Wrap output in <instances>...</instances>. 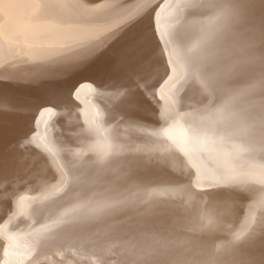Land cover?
<instances>
[{
  "label": "bare ground",
  "instance_id": "1",
  "mask_svg": "<svg viewBox=\"0 0 264 264\" xmlns=\"http://www.w3.org/2000/svg\"><path fill=\"white\" fill-rule=\"evenodd\" d=\"M186 4L0 0V97L18 105L0 110V264H234L227 249L242 232L259 259V68L239 85L235 115L209 125L192 61L205 53L223 64L242 59L245 33L225 35L217 31L222 10L189 15ZM246 15L258 22V0ZM146 26L155 50L143 69L147 90L135 76H116L104 55ZM72 50L89 59L68 67ZM48 102L58 107L42 110ZM208 127L222 134L210 138ZM116 200L123 214L86 216L96 202ZM162 240L171 244L161 249ZM153 249L163 254L147 255Z\"/></svg>",
  "mask_w": 264,
  "mask_h": 264
},
{
  "label": "snow or ice",
  "instance_id": "2",
  "mask_svg": "<svg viewBox=\"0 0 264 264\" xmlns=\"http://www.w3.org/2000/svg\"><path fill=\"white\" fill-rule=\"evenodd\" d=\"M39 2L42 8H57L64 0H34ZM260 15L258 22L255 18L246 15L249 8L255 7L257 0H187L186 7L190 9L189 15L197 14L199 9L213 8L220 9L224 13L218 16L220 25L217 31L223 34L229 32L245 33L243 37V47L245 55L242 59L235 60L230 64H223L220 58L207 53L200 57L199 61L193 60V72L195 79L199 82V103L204 108L205 119L209 125L219 124L235 115L234 101L240 95L238 87L248 77L249 71L259 68L258 85L261 94V115L264 118V0H258ZM38 20V18H37ZM196 47H201L197 44ZM193 49H189L191 53ZM107 58L108 65L114 74L124 79H131L135 76L138 78L137 87L143 85L147 90V74L143 71L144 65L149 64L155 55L154 34L151 26L138 27L135 32L120 47L109 49L104 54ZM67 66L73 67L85 63L90 54L84 51L72 50L65 54ZM136 69H139L137 71ZM124 88L126 97L131 95L127 91V85L121 84ZM71 94V89L69 90ZM223 101V103H221ZM130 103L122 100L121 103ZM27 106V105H24ZM18 105L7 103L0 97V110H16ZM58 107L50 102L41 105L42 110L51 111ZM131 115V114H129ZM210 138L222 134L220 129L208 127L202 130ZM27 138L20 144L21 148L27 147ZM103 162V161H102ZM130 165L137 168L143 167L144 162L139 159L129 160ZM209 187H227V185H210ZM85 208V205H79ZM126 205L124 201H98L92 207L86 208L88 218H99L102 215H120L125 212ZM67 221H59L65 223ZM214 221L211 216L208 217L207 227L213 226ZM160 248H167L171 241H158ZM259 246L261 248L260 257L256 259L251 255L250 249L256 247L254 239L249 240L247 233L242 232L229 242L227 251L235 258L234 264H264V227L261 228ZM153 253L163 254L159 249H153Z\"/></svg>",
  "mask_w": 264,
  "mask_h": 264
}]
</instances>
